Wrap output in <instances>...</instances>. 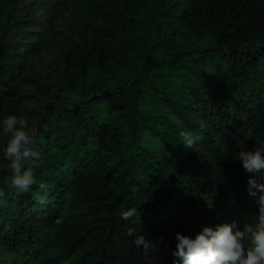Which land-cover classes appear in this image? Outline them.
<instances>
[{
  "label": "trees",
  "instance_id": "16d2710c",
  "mask_svg": "<svg viewBox=\"0 0 264 264\" xmlns=\"http://www.w3.org/2000/svg\"><path fill=\"white\" fill-rule=\"evenodd\" d=\"M7 114L45 160L16 194L0 159V264H173L176 232L259 214L235 156L264 143V0H0Z\"/></svg>",
  "mask_w": 264,
  "mask_h": 264
},
{
  "label": "clouds",
  "instance_id": "9594fccd",
  "mask_svg": "<svg viewBox=\"0 0 264 264\" xmlns=\"http://www.w3.org/2000/svg\"><path fill=\"white\" fill-rule=\"evenodd\" d=\"M0 135L6 139L0 148V159L6 160L11 173L9 187L16 194L27 193L36 184V170L45 156L36 150L37 135L34 124L18 114L0 116ZM191 146L194 140L185 136L182 140ZM235 159L241 162L243 170L249 174L246 191L255 197L259 192V214L253 222L243 223L236 219L205 224L195 235L175 233L173 264H264V143L250 150H240ZM259 177V180L257 179ZM7 194L0 190V204L5 203ZM138 208L129 206L120 213L121 220L134 223ZM137 248L147 249L150 241L135 228H129Z\"/></svg>",
  "mask_w": 264,
  "mask_h": 264
},
{
  "label": "rangeland",
  "instance_id": "374dc122",
  "mask_svg": "<svg viewBox=\"0 0 264 264\" xmlns=\"http://www.w3.org/2000/svg\"><path fill=\"white\" fill-rule=\"evenodd\" d=\"M79 8H80V4L78 1H74L68 6V8L59 16V18L56 21V23L59 27V30L64 29L68 23L72 22V20L77 15H79V12H78ZM44 14H45L46 18H51L53 16L52 12L49 9H46ZM71 33H72V31H70V30L65 31L62 34V36H60L57 39V46H63L64 41L62 40V37L70 36ZM52 56H53V52H52V49H50L49 51H46L42 54L41 60L48 61L52 58ZM55 81H56L55 76H46L43 80V85L49 86L50 84L54 83ZM244 222L251 223V220L246 218V219H244ZM0 259H2V258L0 257Z\"/></svg>",
  "mask_w": 264,
  "mask_h": 264
}]
</instances>
